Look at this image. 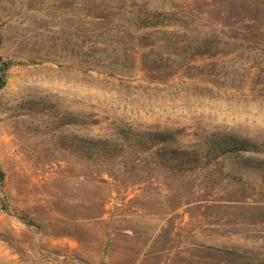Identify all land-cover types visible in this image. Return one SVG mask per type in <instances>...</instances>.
I'll use <instances>...</instances> for the list:
<instances>
[{"label": "rangeland", "instance_id": "rangeland-1", "mask_svg": "<svg viewBox=\"0 0 264 264\" xmlns=\"http://www.w3.org/2000/svg\"><path fill=\"white\" fill-rule=\"evenodd\" d=\"M0 56V264L264 255V0H0Z\"/></svg>", "mask_w": 264, "mask_h": 264}, {"label": "trees", "instance_id": "trees-1", "mask_svg": "<svg viewBox=\"0 0 264 264\" xmlns=\"http://www.w3.org/2000/svg\"><path fill=\"white\" fill-rule=\"evenodd\" d=\"M10 62H5L0 56V88L5 83V75L8 69L11 67ZM154 135V140L156 142H168L173 139L172 134L169 132H158ZM222 140V141H221ZM221 140H212V144L205 146V150L209 148L221 149L224 153L232 151H252L256 150V144L251 142L248 139H240L230 136H225ZM100 144H103L102 149H106L107 140H97ZM176 154H179L178 157L184 159L188 155L200 154L202 150H176ZM1 173V172H0ZM105 204H101V210L99 216L105 214ZM211 252H207V255L219 257L221 259L220 264H264V255H260L255 251L241 250V249H229V248H219L214 247L210 248Z\"/></svg>", "mask_w": 264, "mask_h": 264}]
</instances>
